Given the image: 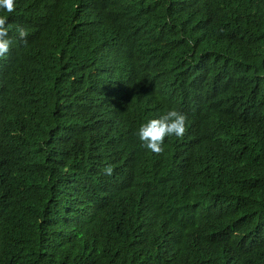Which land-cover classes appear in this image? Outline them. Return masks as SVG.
<instances>
[{
    "label": "trees",
    "instance_id": "obj_1",
    "mask_svg": "<svg viewBox=\"0 0 264 264\" xmlns=\"http://www.w3.org/2000/svg\"><path fill=\"white\" fill-rule=\"evenodd\" d=\"M15 5L0 264H264V0ZM169 109L156 155L136 133Z\"/></svg>",
    "mask_w": 264,
    "mask_h": 264
},
{
    "label": "clouds",
    "instance_id": "obj_2",
    "mask_svg": "<svg viewBox=\"0 0 264 264\" xmlns=\"http://www.w3.org/2000/svg\"><path fill=\"white\" fill-rule=\"evenodd\" d=\"M15 0H0V13L6 12L8 18L13 19L15 11ZM9 26L5 16L0 15V58L9 52L12 41L8 38ZM17 38L26 43L28 30L22 26L16 28ZM185 114L176 109H169L158 115L151 117V120L142 124L136 135L146 150L153 154L160 155L163 152V144L166 137L182 138L186 132ZM105 174L111 175L113 167L111 165L104 169Z\"/></svg>",
    "mask_w": 264,
    "mask_h": 264
}]
</instances>
